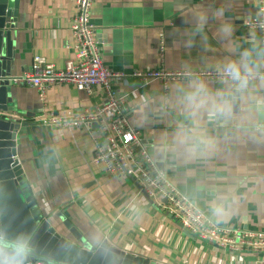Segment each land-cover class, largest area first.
Returning a JSON list of instances; mask_svg holds the SVG:
<instances>
[{
    "label": "crops",
    "instance_id": "0c3cea01",
    "mask_svg": "<svg viewBox=\"0 0 264 264\" xmlns=\"http://www.w3.org/2000/svg\"><path fill=\"white\" fill-rule=\"evenodd\" d=\"M221 7L225 12L218 19ZM256 10L257 0H93L91 23L109 70L127 76L149 69L213 71L238 62L245 51L264 49L259 34L246 28ZM73 14L72 0H18L12 77L30 71L36 55L56 70L75 59ZM201 14L208 20L197 32ZM222 20L234 29L232 50L217 38ZM251 55L258 75L239 98L234 84L202 79L211 92L232 97L224 116L192 112L183 96L193 79L164 88L160 81L144 85L129 78L113 87L155 168L198 211L219 226L264 232V134L255 131L264 124V57ZM14 86L15 114L29 126L16 157L43 216L63 212L89 243L106 240L159 264H264V253H228L198 239L131 178L95 165L101 138L94 127L41 124L49 115L95 111L104 102L103 88L86 94L55 85L42 100L36 89Z\"/></svg>",
    "mask_w": 264,
    "mask_h": 264
},
{
    "label": "built area",
    "instance_id": "2783aa9c",
    "mask_svg": "<svg viewBox=\"0 0 264 264\" xmlns=\"http://www.w3.org/2000/svg\"><path fill=\"white\" fill-rule=\"evenodd\" d=\"M74 14L71 20L74 60L68 59L64 68L56 70L43 57H33L31 69L12 77L13 84H24L41 93L55 85H72L76 90L90 94L95 87L104 89V102L95 111L74 114L49 115L41 124L50 127H94L101 138L95 147L94 164L108 174L131 178L149 199L166 215L198 239L228 253H264V232L219 226L186 199L171 183L167 175L158 171L151 157L140 144L136 131L123 115V97L117 95L113 85L127 84L129 78L144 85L160 81L164 88L169 83L199 77L212 82H230L223 70L170 71L149 69L125 75L103 65L101 49L91 23L93 0H72ZM246 28L257 32L264 43V0H257L256 15L247 21ZM161 51V49H160ZM252 80V79H251ZM250 80V81H251ZM264 134V124L255 127ZM141 148L137 151L136 148ZM31 264H45L33 262Z\"/></svg>",
    "mask_w": 264,
    "mask_h": 264
},
{
    "label": "water",
    "instance_id": "95a60500",
    "mask_svg": "<svg viewBox=\"0 0 264 264\" xmlns=\"http://www.w3.org/2000/svg\"><path fill=\"white\" fill-rule=\"evenodd\" d=\"M17 9L18 0H0V264H159L106 240L89 243L63 212L43 216L16 157L18 142L29 132V126L15 114V84L11 82V31ZM247 89L234 84L232 91L239 98Z\"/></svg>",
    "mask_w": 264,
    "mask_h": 264
},
{
    "label": "clouds",
    "instance_id": "9594fccd",
    "mask_svg": "<svg viewBox=\"0 0 264 264\" xmlns=\"http://www.w3.org/2000/svg\"><path fill=\"white\" fill-rule=\"evenodd\" d=\"M224 12V7L216 10V18H222ZM207 20V14H201L197 17V32L203 31V27ZM233 31L232 24L222 20L217 38L223 42L229 50L233 48ZM251 52H255L259 57H264V49L257 50L253 48ZM251 52L245 51L238 62L228 63L223 68L226 77L235 84L237 89L242 90L247 88L249 81L258 75L259 68ZM183 99L194 114L205 111L214 117L227 115L230 112L232 103V97L229 94L222 90H217L214 93L211 92L207 84L198 76L194 77L190 85V90L184 93Z\"/></svg>",
    "mask_w": 264,
    "mask_h": 264
}]
</instances>
